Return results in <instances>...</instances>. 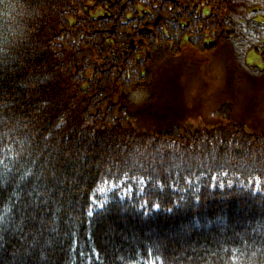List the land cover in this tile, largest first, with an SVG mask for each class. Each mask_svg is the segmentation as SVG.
Returning <instances> with one entry per match:
<instances>
[{"label": "trees", "instance_id": "16d2710c", "mask_svg": "<svg viewBox=\"0 0 264 264\" xmlns=\"http://www.w3.org/2000/svg\"><path fill=\"white\" fill-rule=\"evenodd\" d=\"M255 1L0 0V156L45 193L34 221L0 204V264H264V74L230 41ZM213 54L206 116L188 93Z\"/></svg>", "mask_w": 264, "mask_h": 264}, {"label": "rangeland", "instance_id": "374dc122", "mask_svg": "<svg viewBox=\"0 0 264 264\" xmlns=\"http://www.w3.org/2000/svg\"><path fill=\"white\" fill-rule=\"evenodd\" d=\"M159 18L160 15L156 20L158 21ZM236 23L238 29H236L237 32L230 38V41L241 64L240 66L243 67L242 70L251 76H260L264 74V60L261 54L262 52L264 53V6L260 2L255 1L248 8H241ZM238 31L239 35H237ZM254 47L259 48L260 51ZM213 55L212 59L205 60L204 64L196 67L193 71L195 80L191 83L195 85V89L188 93L189 100L193 101V104H196L198 108L200 107V110L206 116L211 115L214 107L219 104L218 102H221L222 94L225 95V68L220 63V60L216 59L215 54ZM198 77L199 80L196 82ZM201 85L203 86L200 89L197 88ZM262 89H264V86L257 89L259 90L257 101L264 104V91ZM127 184H124V182L118 183V185H121L120 187L125 189L124 192L130 191L128 185L131 186V184ZM249 185L264 192V182L259 179L251 180ZM113 188H117L116 183L106 182L99 188V192L105 195L106 192Z\"/></svg>", "mask_w": 264, "mask_h": 264}, {"label": "snow or ice", "instance_id": "6c2138e0", "mask_svg": "<svg viewBox=\"0 0 264 264\" xmlns=\"http://www.w3.org/2000/svg\"><path fill=\"white\" fill-rule=\"evenodd\" d=\"M20 153H17V156H20ZM12 165L11 167L9 165ZM19 160L15 162L8 160L7 156H0V204H4L6 201L12 202V209L16 214H18L21 218V222L24 219L35 220L36 216L39 212L42 211L40 209V205L37 203L39 197L44 196L45 193L39 190V186L35 183L29 184L25 183L26 178L30 175L35 176L36 180L39 181L40 176L32 173L31 171H25L19 176V181H17L16 173L20 171ZM16 170L15 172L13 170ZM23 185V186H22ZM223 185H221L222 187ZM256 191H260L259 188ZM40 203H47V200H42ZM147 201L145 207L147 205ZM104 205H99V208H103ZM154 208L159 209V204H154ZM171 211V209H168ZM147 214V213H145ZM93 211H88V216H93ZM7 212L4 214H0V240L3 239V233L8 231L7 224ZM40 223H44L41 218ZM160 257L158 256L157 259Z\"/></svg>", "mask_w": 264, "mask_h": 264}, {"label": "clouds", "instance_id": "9594fccd", "mask_svg": "<svg viewBox=\"0 0 264 264\" xmlns=\"http://www.w3.org/2000/svg\"><path fill=\"white\" fill-rule=\"evenodd\" d=\"M6 8L8 7V6H5Z\"/></svg>", "mask_w": 264, "mask_h": 264}]
</instances>
